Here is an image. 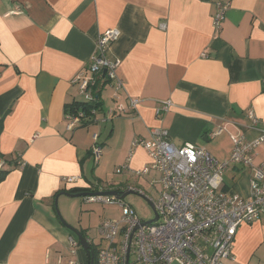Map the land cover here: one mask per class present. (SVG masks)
<instances>
[{
  "label": "crops",
  "instance_id": "0c3cea01",
  "mask_svg": "<svg viewBox=\"0 0 264 264\" xmlns=\"http://www.w3.org/2000/svg\"><path fill=\"white\" fill-rule=\"evenodd\" d=\"M216 1L227 4L218 30ZM107 29L120 33L107 50L124 82L119 100L139 99L122 120V163L132 139H149L155 126L166 128L174 144L202 146L217 160L229 156L230 134L252 139L264 127V0H0V156L8 171L0 181V264H86L85 250L69 251L68 238L76 236L60 221L53 195L98 184L87 165L99 160L91 153L97 123L67 130L64 106L80 99L71 78L87 67ZM112 86L101 92L106 109L113 107ZM162 100L171 106L156 117ZM116 124L108 136L116 135ZM253 156L255 164L264 162V143ZM128 161L131 169L146 165L144 148ZM225 172L218 187L248 195L251 170L237 164ZM68 176L77 180L64 181ZM126 181L100 188L132 189ZM232 251L225 264H264V215L239 226Z\"/></svg>",
  "mask_w": 264,
  "mask_h": 264
},
{
  "label": "built area",
  "instance_id": "2783aa9c",
  "mask_svg": "<svg viewBox=\"0 0 264 264\" xmlns=\"http://www.w3.org/2000/svg\"><path fill=\"white\" fill-rule=\"evenodd\" d=\"M226 10V3L215 2L212 16L215 30L221 27ZM119 35L117 29L99 34L87 67L71 78V84L77 86L79 95L86 101L94 100L91 88L97 77L104 76L112 83L113 107L103 116L92 109L90 119L95 123L126 116L129 110L135 112L139 104L135 97H126L125 102L119 100L124 89L123 79L117 74L119 62L107 55L109 46ZM170 106V100L160 101L155 108L156 117L166 113ZM246 117L251 128L257 130L258 120L251 109L247 110ZM64 119L67 130H72L89 118L82 113L66 112ZM221 132L222 128H218L212 135ZM96 137L95 133L93 138ZM230 140L229 156L217 160L202 146L174 144L164 127L152 128L149 139L135 136L127 161L115 171L146 177L151 187L157 183L156 197L151 200L157 220H142L131 205L115 201L111 196H89L90 201L117 202L121 209L118 219H105L97 226L100 243L95 245V264H225V260L232 259L233 238L239 226L252 224L264 215V162H253L255 149L264 143V127L252 139L232 133ZM137 147L144 148L148 162L139 169H131L128 160ZM100 152L98 145L92 147L95 161ZM3 164L0 156V170ZM237 164L251 170L248 195L218 187L223 173ZM63 180L74 182L77 177L68 176ZM139 192L144 194L142 190ZM68 246L75 255L78 239L69 236ZM67 264L80 263L71 260Z\"/></svg>",
  "mask_w": 264,
  "mask_h": 264
},
{
  "label": "rangeland",
  "instance_id": "374dc122",
  "mask_svg": "<svg viewBox=\"0 0 264 264\" xmlns=\"http://www.w3.org/2000/svg\"><path fill=\"white\" fill-rule=\"evenodd\" d=\"M108 92V89H106ZM119 117H112V119L107 120L104 123H97L91 126L90 130H99V139L97 137L93 138V145H98L101 143L99 160L97 162H88L87 165L93 167V174L89 175L91 180L98 181L100 187L108 186L113 184H120L124 177L133 188L138 191L135 193L127 194L122 200L124 203L131 205L136 211L137 215L144 221L151 220L153 218V211L149 204V201L154 200L156 197V191L158 189L157 183L154 186L148 185L146 177H136L128 174L126 171L121 173H116L115 169L119 167L123 161V155L125 154L126 145V127L127 125L123 123ZM112 120L116 124V135L108 136V132L112 128ZM131 148V145H130ZM126 162V161H125ZM124 162V163H125ZM122 163V164H124ZM224 172L223 176L226 175ZM91 182V181H90ZM108 185H107V184ZM93 184V182H91ZM145 186L144 190L141 189V185ZM123 186V185H121ZM142 190L144 194L139 192ZM64 201H56V213L60 220L64 221L69 227L75 228L77 230L85 231L86 236L92 241L93 245H98L100 243V238L98 235V227L101 221L105 219H118L121 215V209L118 207L117 202L112 204H104L99 200L90 201L89 196H79V197H62ZM71 223V224H70ZM78 250L84 254V250L81 246H78Z\"/></svg>",
  "mask_w": 264,
  "mask_h": 264
},
{
  "label": "trees",
  "instance_id": "16d2710c",
  "mask_svg": "<svg viewBox=\"0 0 264 264\" xmlns=\"http://www.w3.org/2000/svg\"><path fill=\"white\" fill-rule=\"evenodd\" d=\"M110 84V80L104 76H99L95 79V84L94 86L91 88V92L93 94V98L94 100H90V101H86L84 100L81 96L80 99L78 100H74L68 104H65L64 106V114L66 112L68 113H82L83 116L89 118L86 120H82L81 121V125L77 126V127H86L89 126L91 124H94V120L90 119L92 118L91 115V110L92 109H97L98 110V115L103 116L105 111L107 110L106 108H104L103 102L101 100V92L102 89L104 87V85ZM112 119V118H111ZM4 167V164H3ZM3 167L0 170V181H2L5 177V175L7 174V170L3 169ZM100 184V183H98ZM96 184H92L91 188H74V189H68V190H62V191H57L54 193L53 198L55 199V197L57 195H59L60 193L63 194H75V193H80V192H86V193H96L99 191H103V190H126L129 187L128 186H116V187H107V188H100L99 185ZM133 188V187H132ZM133 190L138 191L136 188H133ZM114 198V197H113ZM115 199V198H114ZM119 200V199H115ZM123 199H120V201H122ZM112 204V203H111ZM119 207V206H118ZM120 208V207H119ZM81 234L83 236L86 237V232L85 231H81ZM72 235V234H71ZM89 249L87 251H85L86 253V264H90V262H92L93 264H95V258H96V247L95 245L92 244V241L89 240Z\"/></svg>",
  "mask_w": 264,
  "mask_h": 264
},
{
  "label": "water",
  "instance_id": "95a60500",
  "mask_svg": "<svg viewBox=\"0 0 264 264\" xmlns=\"http://www.w3.org/2000/svg\"><path fill=\"white\" fill-rule=\"evenodd\" d=\"M130 193H135L133 190H127V191H122V190H103V191H99V192H96V193H86V192H80V193H75V194H65L67 195L68 197H79V196H111V197H114L116 199H124V197L127 195V194H130ZM58 196V195H57ZM57 196L55 197V205H56V201H57ZM150 206H151V209L153 211V218L151 220L153 221H156L157 220V214H156V211L154 209V206L151 202H149ZM60 219V217H59ZM62 222V224L68 228L71 233H73L76 238L78 239V242L80 244V246L83 248V250L87 251L89 249V241L87 240V238L85 236H83L81 234V232L75 228H71V226L69 227V225L60 220ZM90 264H93L92 262H90Z\"/></svg>",
  "mask_w": 264,
  "mask_h": 264
},
{
  "label": "bare ground",
  "instance_id": "6f19581e",
  "mask_svg": "<svg viewBox=\"0 0 264 264\" xmlns=\"http://www.w3.org/2000/svg\"><path fill=\"white\" fill-rule=\"evenodd\" d=\"M127 190H133V189H126V190H122V191H127ZM134 191V190H133ZM116 199V198H115ZM151 202V201H149ZM152 203V202H151ZM153 204V203H152ZM79 243V242H78ZM80 245V244H79ZM90 246V245H89Z\"/></svg>",
  "mask_w": 264,
  "mask_h": 264
}]
</instances>
